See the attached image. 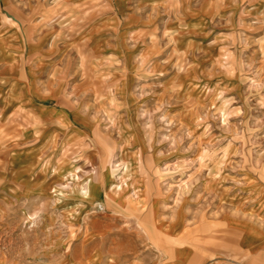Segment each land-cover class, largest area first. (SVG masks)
I'll use <instances>...</instances> for the list:
<instances>
[{"label":"rangeland","instance_id":"374dc122","mask_svg":"<svg viewBox=\"0 0 264 264\" xmlns=\"http://www.w3.org/2000/svg\"><path fill=\"white\" fill-rule=\"evenodd\" d=\"M170 8L176 11V0ZM173 36L147 49L168 57L154 62L159 74L130 62L122 76L98 77L100 63L91 61L89 87L79 73L72 78L69 104L90 107L85 138L58 128L23 147L19 134L8 137L10 149H0V264H161L172 243L149 232L147 205L113 201L123 193L131 154L153 191H188L212 178L232 182V191L264 182V31L256 35L259 47L247 46L251 33L233 35L242 43L237 49H224L220 39L215 60H197L198 47L186 55ZM78 56L75 72L87 68ZM136 101L144 106L125 107ZM119 116L141 123L125 125L133 135L117 134L110 122ZM236 257L237 264H264V254Z\"/></svg>","mask_w":264,"mask_h":264},{"label":"crops","instance_id":"0c3cea01","mask_svg":"<svg viewBox=\"0 0 264 264\" xmlns=\"http://www.w3.org/2000/svg\"><path fill=\"white\" fill-rule=\"evenodd\" d=\"M173 2L0 0V149H10L7 142L12 133L27 142L23 147L40 142L45 134H59L58 128L65 135L85 138L91 124L89 103L78 109L69 103L75 75L79 73L87 87L94 79L91 61L100 63L98 77L108 73L122 76L123 70L129 72L130 62L140 73L155 75L159 72L154 62L168 57L147 49L169 44L171 35L184 46L186 55L198 47L197 60H215L222 38L224 49L242 47L232 39L242 32L253 37V44L247 46L259 47L256 35L264 31V24L259 25L260 20L264 22L260 17L264 0H176V11H171ZM143 46L146 49L138 52ZM76 55L87 66L81 72H75ZM107 61L113 63L107 65ZM139 106L144 103L136 101L125 107ZM110 123L118 135L125 130L133 135L136 131L125 125L141 124L137 118L125 116L114 117ZM135 155L126 161L128 177L120 183L123 193L113 201L119 207L132 206V201L147 205L149 232H158L172 243L171 255L161 264H237L241 252L264 254V182L246 184L233 192L232 182L212 178L195 183L188 191H153L150 177L139 175ZM97 187L101 194L102 187Z\"/></svg>","mask_w":264,"mask_h":264}]
</instances>
